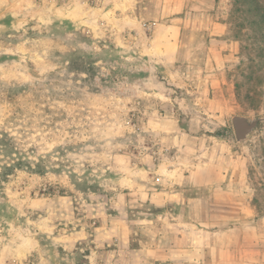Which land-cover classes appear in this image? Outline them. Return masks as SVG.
Wrapping results in <instances>:
<instances>
[{
  "label": "rangeland",
  "instance_id": "obj_1",
  "mask_svg": "<svg viewBox=\"0 0 264 264\" xmlns=\"http://www.w3.org/2000/svg\"><path fill=\"white\" fill-rule=\"evenodd\" d=\"M84 1L0 11V264H113L96 228L124 208L151 264L169 220L242 219L264 245V23L234 0Z\"/></svg>",
  "mask_w": 264,
  "mask_h": 264
},
{
  "label": "crops",
  "instance_id": "obj_2",
  "mask_svg": "<svg viewBox=\"0 0 264 264\" xmlns=\"http://www.w3.org/2000/svg\"><path fill=\"white\" fill-rule=\"evenodd\" d=\"M64 1V6L67 7L71 3L78 2L80 5L85 6L83 0H61ZM60 0H38L35 7L37 13V20L40 22H49L48 19L53 15V8L58 7ZM146 0H134V10L141 8ZM151 3L159 4V14L156 19L166 17L169 14L182 13L187 8V1L191 3L190 9L195 11L205 12L210 10V7L223 1L229 2L230 0H168L170 7L163 8L160 6L165 3V0H149ZM8 0H0V11L4 10ZM224 3V2H223ZM47 5L49 13L42 16L41 11ZM88 6V5H87ZM203 10V11H202ZM35 11V12H36ZM47 17V18H46ZM140 18H146L147 15L140 13ZM44 19V20H43ZM47 19V21H46ZM51 20V19H50ZM215 24V25H214ZM226 32L225 27L218 22L213 23L209 29L211 35L222 37ZM125 218L120 215H111L109 218L100 221L96 231L102 235L99 238V243H109L111 245L108 250V258L115 261L113 264H135V260L143 264H151L150 258L138 248L131 249L130 242L133 239L132 230L129 224L128 211L124 208ZM237 220V219H234ZM245 223L242 219L231 222L229 227L224 231L216 230L214 227L223 226L224 222L219 225L213 224L206 220L202 224H194L191 221L183 220H169L167 222V232L170 233L169 247H163L156 254L158 257L164 259L166 264L176 262L174 264H264V245L263 235L246 232ZM206 226L207 229H200L198 226ZM143 226V225H142ZM144 227V226H143ZM197 227V228H196ZM214 229H210V228ZM244 227V228H243ZM173 228V229H172ZM194 228H196L194 230ZM169 229V230H168ZM191 229V231H186ZM138 235V233H136ZM169 236V235H167ZM166 237V236H165ZM140 238V237H139ZM138 238V242L143 243L144 239ZM156 241V237L153 239ZM161 241V240H160ZM145 248L143 247V250Z\"/></svg>",
  "mask_w": 264,
  "mask_h": 264
},
{
  "label": "trees",
  "instance_id": "obj_3",
  "mask_svg": "<svg viewBox=\"0 0 264 264\" xmlns=\"http://www.w3.org/2000/svg\"><path fill=\"white\" fill-rule=\"evenodd\" d=\"M236 11L249 14L254 23H264V7L260 0H234Z\"/></svg>",
  "mask_w": 264,
  "mask_h": 264
},
{
  "label": "water",
  "instance_id": "obj_4",
  "mask_svg": "<svg viewBox=\"0 0 264 264\" xmlns=\"http://www.w3.org/2000/svg\"><path fill=\"white\" fill-rule=\"evenodd\" d=\"M235 136L238 140L245 138V136L251 131L255 123H249L244 117H234L232 119Z\"/></svg>",
  "mask_w": 264,
  "mask_h": 264
}]
</instances>
